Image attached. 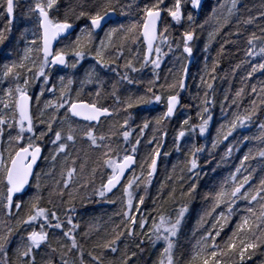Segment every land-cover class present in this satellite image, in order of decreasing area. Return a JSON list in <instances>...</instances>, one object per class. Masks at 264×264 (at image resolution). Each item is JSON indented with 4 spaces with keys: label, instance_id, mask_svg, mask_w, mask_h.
<instances>
[{
    "label": "snow or ice",
    "instance_id": "1",
    "mask_svg": "<svg viewBox=\"0 0 264 264\" xmlns=\"http://www.w3.org/2000/svg\"><path fill=\"white\" fill-rule=\"evenodd\" d=\"M237 2L238 0H231V7L227 9V15L223 17L216 16L213 10L212 18L216 20L217 27L209 33L205 51L223 28L231 22L230 17L235 14ZM186 3L190 4L191 10L196 11L202 6V0H173L170 6L165 0H154L151 3H144L142 7L136 3V0L132 3H126L123 0H77L76 4L69 5L64 10L63 18H61L59 16L60 0H26L22 15L33 25L31 38L28 35L29 30L25 28L20 37L25 42L23 56L18 61L12 60L0 65L3 69L0 72V92H2L0 95V142L7 136L8 145L0 150V209L3 210L4 216H16L15 227L10 226L7 221L0 226V264H37L38 252L44 247L47 251L41 257L40 264H55V259L50 253L58 254L60 264H76L74 257L79 258V264H86L83 259V245L77 238L80 225L73 219L76 202L79 200L83 205L94 195L99 198L97 202L115 204L117 200L109 198L108 194L112 193L117 186H121L122 189L120 198L122 207L117 213L121 220L114 225L111 232H105L104 236L96 241L93 250L87 253L90 257L87 264H113L111 260L106 259V254L118 252V242L124 236L134 240L138 236L141 237L139 243H135V247L141 252L144 250L141 247L144 244L143 237H147L153 246L162 241L163 248L159 252L157 264H177L176 248L186 213L189 211V201L195 199L198 194L197 183L195 181L189 183L186 189L181 185L180 197L183 202L175 209L174 216L158 212L156 217H152V223L149 226L147 217L136 216L132 212L135 209L139 213L140 206L145 203V196L137 197L134 189L143 187L147 192L151 178L157 173L159 158L169 155L168 152L161 150L168 135L165 122L170 121L177 114L181 106V92L188 87L186 78L189 67L188 63H183L177 78L168 82L166 77L165 83L159 85V88L167 92V95L156 90L159 79L156 69L160 68L161 57L167 54L163 52V46L166 45L170 52L182 48V54H186L188 58L193 56L192 42L196 39L195 13L185 12ZM20 7L19 0H0V17L6 20L4 27L0 28V46H4L5 41L9 39L17 18V9ZM134 7L141 13L138 20L125 24L112 19L117 8L120 10L119 14L123 16L130 15ZM164 12L176 25L187 20L188 27L181 32L179 38L171 36V25L164 20L162 16ZM73 18L87 21L74 38ZM259 18L264 19V12ZM253 19L255 18H248L243 23L251 24ZM109 21L112 23L105 30L104 25L109 24ZM161 22L164 24L163 30L160 27ZM198 26L204 27L203 24ZM98 30L104 31V37L100 38L99 43L96 44L94 41ZM227 35H241L238 25L236 32H230ZM173 39L176 41L175 49L172 47ZM256 41H260V44L257 45ZM229 43H235V41L226 38L220 45L218 57L225 54V45ZM131 45H138V47L131 57L126 58L124 50L127 48L132 53ZM139 45H143L142 59H138ZM247 45L249 47L246 49V56L264 59V35L257 36L252 33L247 39ZM32 53L36 54L35 57ZM8 55H11L10 51ZM86 58L93 60L94 64L85 70L80 83L82 86L97 85L94 95L90 92L91 98L87 100L81 98L83 87L76 90L72 88L74 80L71 76H60L58 84L53 83L51 79L57 67L75 71ZM121 59L124 60L123 64L119 63ZM177 59L179 60L180 57ZM134 60L139 63V67H136ZM149 65L153 69L155 79L148 81L149 86L145 92L151 95H127L121 100L118 85L124 82L128 85L139 84L141 81L130 73L140 72ZM218 67L217 58H213L211 70L205 64L203 74L200 75V82L196 85L198 89L204 90L202 96H197L199 123H190L191 117L181 121L174 136L177 151H181L182 140L188 133L195 137L198 130L200 137H206L209 132L210 123L213 120L210 106L215 104L213 82L217 78L215 71ZM239 67V64L236 65V68ZM120 69H123V72ZM257 71H264V62L253 64L245 79L251 78ZM107 72L116 73L119 76V81L111 84L112 91L106 93L114 98L115 108L101 104V97L105 92L103 89L105 81L102 76ZM37 82H39V93L34 95L30 89L35 87ZM244 92L245 89L241 87L227 105V109L235 108V111L231 112L230 119L225 105L221 104V111L225 112V123L220 124L216 129L210 148L191 144L187 153L186 170L193 173L197 179L199 178V173L196 172L199 168V153L207 151L211 156L230 137H234L236 144H244L250 140L264 144V121L258 122L259 135L249 136L243 131L253 123L259 112L264 111V87H260L259 91L255 85L251 87L250 95L254 94L256 98L250 101L248 107L242 106L239 102ZM46 93L51 94L52 98H45ZM165 100L166 109L155 117L153 135L146 141L147 145L153 147L147 148L143 160L139 161L140 170L137 173L134 166L138 164L139 146L145 130L153 124V121L148 118L143 119L142 125L139 126V135L133 142L131 139L133 129L130 125L132 114L129 110L141 105L160 104ZM225 100H228L227 96ZM34 106L37 109L36 113L33 112ZM121 111L128 113L122 122L116 121L110 124L107 133H96V128L103 123L102 117H112ZM57 122L59 127H56ZM49 134H52L49 143L53 147L50 149L49 157L44 159L51 161V167L43 175L51 176L58 158H61L60 179L54 181L49 196L59 198V203L65 206L63 216L55 210L52 199H49L48 203L54 205L53 209L41 206L43 200L41 173L34 170L37 162L42 158L43 142ZM234 134L237 135L234 136ZM78 137L87 144V149H82L84 151L82 159L79 155L81 150H77L75 156L69 152V147L75 146ZM234 147L232 143L227 145L221 155V161L230 158ZM91 153L97 154L92 161L94 166L88 174L90 178H84L83 183L73 187L78 160H80V174L84 176L89 160L92 159ZM257 157L264 161V148H259L255 155L251 150L244 154L239 166L230 173L229 178L205 195L204 198L210 200L211 205L200 216L198 226L203 228L205 224L210 223V227L204 228L186 264H247V261L252 260L256 255L257 250L264 248V177L255 187L246 188L253 179L255 169L249 171L245 168V162ZM218 167H220L219 163ZM242 169L247 174L241 178ZM215 170L214 168L212 171ZM98 171L101 172L102 178L100 185L95 187ZM128 172H131V175L126 177ZM104 176L107 177L106 180L103 179ZM33 177H35V184L32 183ZM168 179L172 177L169 176ZM179 179L183 181L185 177L181 175ZM90 185L93 186L92 192L85 191L81 194L80 189L87 190ZM32 187L36 189L35 193H29L28 189ZM65 195L68 197L67 200H64ZM25 197H28L27 209H25ZM168 198L175 202V186L168 193ZM134 199H137L135 204ZM239 201L246 202L247 206L242 210L246 214L240 216L231 235L218 240L232 216L237 212ZM254 202L258 204V210ZM217 209L220 211L217 212ZM22 211L24 215L20 216ZM36 224H39L38 229L33 226ZM146 227L147 231H145ZM98 231L95 225L90 224L88 230L82 235L91 238V234ZM17 233H19V243L15 248V260L10 262L9 245L12 243V237ZM58 233H62V238ZM51 240H55L57 246H52ZM136 256L137 253L129 252L128 246L125 245L119 264H130V262L135 264L133 258Z\"/></svg>",
    "mask_w": 264,
    "mask_h": 264
},
{
    "label": "trees",
    "instance_id": "2",
    "mask_svg": "<svg viewBox=\"0 0 264 264\" xmlns=\"http://www.w3.org/2000/svg\"><path fill=\"white\" fill-rule=\"evenodd\" d=\"M21 7L17 9L16 13V21L14 22L12 32L9 34V39L5 41L4 46H0V65L5 62H10L11 59L15 58L16 51L20 49L22 39L21 34L24 32L25 28H28L30 25L32 26L31 21L26 20L22 12L24 11V6L26 0H19ZM126 3H132L133 0H123ZM154 0H136V3L143 6L144 3H151ZM167 5H171L173 0H165ZM77 3V0H60V13L59 16L63 18V13L69 5H74ZM223 6V7H222ZM185 12L193 11L195 13V31H196V39L192 42L193 45V56L188 58L186 54H182L181 49H175V39L172 40V47L175 49L170 52L168 47L163 46L162 50L166 55L161 57L160 68L156 69L158 73L159 79L157 80V91L163 92L162 89L159 88V85L165 83V78L167 77L168 82H172L173 79L177 78L179 74V70L183 63H188L189 74L186 78L187 89L181 92V106L179 107L177 114L170 120L165 122V128L168 133L165 141L163 142L162 152H168V156H161L158 160V170L157 173L151 178V184L149 185L147 192L144 191L143 187L140 189H134L137 194L145 196V203L140 206V212L137 213L135 209H133L132 214L136 216H145L148 218V225L150 226L152 223V217H156L158 212H164L167 215H175V209L180 206L183 202V199L180 197L181 185L186 189L188 184L195 181L198 186V194L195 199L189 201V211L186 213V219L184 221L182 231L179 237V244L176 248V259L177 264H186V260L191 254V251L196 244V241L200 238L201 233L204 231V228L210 227L209 224H205L203 228L198 226V221L200 216L210 208L211 201L206 200L204 197L206 194H209L213 189L217 188L221 182L225 179L229 178L230 173L235 171V168L239 166L240 160L243 158L244 154L248 153L250 150L253 155L256 154L259 148H264V144H260L259 141L250 140L244 144H236V140L234 137H230L228 141L222 143L215 152L210 156L207 151L198 154V164L199 168L196 172L199 173V178L197 179L193 173H189L186 170V159L187 153L191 147V144H195L196 146L204 145L205 148L211 147V141L215 136L216 129L220 126V124L225 123V112L221 111V104L223 103L226 107L228 118H231V112L235 111V108L227 109V105L231 102V99L235 97L236 91H238L241 87L245 89L243 96L240 98V103L244 107L250 106V101L256 98L251 93V87L255 85L257 90L259 91L260 87H264V71H257L253 73L251 78L245 79L247 73L251 71L252 65L260 62H264V59L260 57H248L246 56V49L249 47L247 45V39L252 33H255L257 36L264 35L262 32V28H264V19L259 18L260 14L264 12V0H238L237 8L235 14L230 17V23L223 28L221 33L216 36L215 40L208 47V50L205 51V45L208 43L209 33L217 27L216 20L212 18L213 10H215L216 16L223 17L227 15V9L231 7V0H203L201 8L196 10H191L190 4H185ZM119 8H117L115 21H120L125 24L129 23V21L138 20L141 13L136 10L134 7L131 10L130 15L119 14ZM56 14V13H54ZM248 18H255L251 24H244L243 21ZM164 20L170 23L171 25V36L174 38H179L181 32L188 27V22L185 19L182 24L176 25L171 22V18L167 16V13L164 12ZM6 20L0 17V28L4 27ZM87 23L86 20H75L73 18V24H77L79 28L74 32L73 38L75 34L79 32L81 28L85 26ZM112 23V22H111ZM111 23L105 28V30L111 25ZM203 24L204 27L201 28L198 25ZM237 25L239 27V31L241 35H231L227 34L230 32H236ZM163 22L161 23V30H163ZM103 31V30H102ZM96 34L95 43L98 44V35L101 32ZM228 38L235 43H229L225 45V54L221 57L217 56L218 50L220 48L221 43ZM257 45L260 44V41L255 42ZM138 45H131L133 52L130 53L126 48L124 50V56L131 57ZM140 55L138 59H142L143 56V45H139ZM258 51V48L256 49ZM11 52V55H8V52ZM177 57H180L178 60ZM213 58H217L219 60V67L216 68L215 75L216 80L214 83V99L215 104L211 105V113L213 115V120L210 123L209 132L206 134V137H200L198 130L195 137L188 133V135L182 140L181 143V151L176 150V146L174 143V136L176 131L179 129L180 123L183 119L187 117H191L190 123H199L197 117V104L199 103L197 96L203 95V89L197 88L196 85L200 82V75L203 74V69L205 68V64L209 70L212 68ZM120 64L124 63V60L121 59L119 61ZM136 67H139V63L134 60ZM94 61L91 59H85L81 62V65L78 66V69L75 71H70L71 69H58L52 73V82L58 84L59 75L64 74L66 77L71 76L74 80L72 88L74 90L83 87L82 99H90L89 93L95 92L96 84L89 85H81V79L84 77V72L89 66L93 65ZM240 65L239 68H236V65ZM3 69L0 67V72ZM123 72V69H120ZM69 73V75H67ZM134 78L139 79L141 82L139 84L128 85L126 82L118 85L119 94L121 100L125 99L127 95H151L150 93H146L145 89L149 86L148 81L155 79L153 77V69L151 65L144 68L142 71L137 73H130ZM102 78L105 83L103 85V89L105 92L101 97V104L106 107L115 108L114 98L106 93H110L112 91L111 84L119 81V76L116 73L107 72L104 73ZM207 79V76L205 77ZM50 86V85H49ZM166 96L167 92H163ZM49 95V97H48ZM73 95H75V91H73ZM45 98H52L51 94L46 93ZM225 96L228 97V100H225ZM184 105H189V107H184ZM166 109V100L160 104L152 103L149 105H141L136 108L130 109L129 113L132 114V120L130 121L131 128L133 129L131 139L133 142L135 138L139 135V126L142 125L143 119L148 118L153 121V124L145 130V135L141 140V144L139 146V152L137 155L138 164L135 166V170L139 172V161H142L147 148L153 147L152 145H147L146 141L150 139L153 135V127L154 119L157 115L162 113ZM35 113V110H33ZM63 112V110H61ZM128 115L123 111L119 112L118 115H113L112 117L103 118V123L100 124L96 128V133H107L109 131L110 124L115 123L116 121H123L124 117ZM264 121V111L258 113L257 118L254 119L253 123L249 125L247 129L243 131L245 134L249 136L259 135V127L258 122ZM43 127V126H41ZM56 127H59V122H57ZM159 135V133H157ZM237 134H234L236 136ZM50 138H52V134H49L48 137H45L43 142V156L39 163V166L36 170L37 173H41V194L43 195V200L41 201V206L46 207L48 209H53V204H49L48 200L52 199L55 204V210H57L63 216L64 205L59 203V198L50 197L49 192L53 186L55 180L60 179V159L58 158L55 168L52 169V175L47 176L43 175V173L48 172L51 167V161L45 160L44 157H49L50 149H52V145L49 143ZM7 136L4 137L3 141L0 142V150H3L6 142ZM122 140V137L120 138ZM4 143V144H3ZM229 143L235 145L233 152L229 159L226 161H221V155L226 150V147ZM82 149H87L86 142L82 141L79 137L77 138V142L75 146L69 147V152L75 156L77 150H81L79 155L81 159L84 157V151ZM97 153H91L92 159L89 160L88 166L85 169L84 176H81L79 164L80 160L77 162V175L73 178V187H78L80 183H83L84 178L88 177V174L91 171L93 165V160L95 159ZM63 155V154H61ZM210 161V162H209ZM220 164V167L217 168V164ZM215 171H212L213 169ZM245 168L252 171L255 169L253 173V179L250 181V185H246V188L249 186L255 187L258 185L259 180L264 177V161H261L259 157L256 159H250L245 162ZM183 170V171H182ZM131 175V172L128 176ZM183 175L185 179L181 181L179 177ZM171 176L172 179H168ZM101 172L98 171L95 177V187H98L101 182ZM104 180L107 179L106 176L103 177ZM126 181V178H125ZM35 177L32 179V183L35 184ZM230 182V181H229ZM163 186V187H162ZM173 186H175V194L176 200L173 202L168 198V193L173 190ZM93 186L90 185L87 190L81 188V194H84L85 191L88 193L92 192ZM29 193H35L36 189L34 187L28 189ZM111 199H116L117 203H104L97 202L99 200L96 196H91L90 201H85L82 205L79 200L76 202V212L73 213L74 222L79 223L80 227L77 230V238L79 242L83 245L84 250V261L87 262L90 260V257L87 255L89 251L93 250L94 244L96 241L103 237L105 232H111V229L115 224H118L121 220V217L117 215L120 211L122 205L120 202V198L122 197V189L121 186L110 196ZM68 197L65 195L64 200H67ZM155 201V202H154ZM133 203H137V199H134ZM246 202L239 201L238 202V210L232 216L228 226L221 233V237L218 240H222L227 236L231 235L232 230L235 228L236 222L239 220L240 216L244 213L242 210L246 207ZM254 206L258 210V204ZM28 207V197H25V209ZM220 209H217L219 212ZM24 212L20 213V216H23ZM7 221L8 224L12 227L16 226V216L7 217L3 215V210L0 209V226ZM95 225L99 231L93 232L91 234V238H86L82 234L88 230L89 225ZM37 229L39 228V224L33 225ZM67 227V225L65 226ZM148 228H145L147 231ZM137 231L139 232V228L137 227ZM58 235L62 238V233H58ZM141 237H136L135 240L133 238L124 236L121 237V240L118 242L119 251L116 253L108 252L106 254V259L111 260L113 264H119L120 258L123 256L125 251V245L128 246V251H135L137 256L134 257L135 264H157L159 259V252L163 248V242H157L155 246L152 245L151 241L148 240L147 237H143L144 244L141 247L144 249L141 252L138 248L135 247V243H139ZM19 243V233L15 234L12 237V243L9 245V259L10 262L15 260V248ZM50 243L52 246H57L55 240H51ZM70 243V242H69ZM47 251V248H42L41 251L38 252L37 255V264H40L41 257H43L44 252ZM99 251L98 249L96 250ZM50 255L55 259V264H60V260L57 253H50ZM76 264H79V258H75ZM132 264V262H130ZM247 264H264V248L257 250L256 255L253 256L252 260H248Z\"/></svg>",
    "mask_w": 264,
    "mask_h": 264
},
{
    "label": "rangeland",
    "instance_id": "3",
    "mask_svg": "<svg viewBox=\"0 0 264 264\" xmlns=\"http://www.w3.org/2000/svg\"><path fill=\"white\" fill-rule=\"evenodd\" d=\"M202 2H203V0H202ZM32 27H33V25L31 26H29L27 29L29 30L28 31V35H29V37L31 38V29H32ZM104 37V31H102L101 32V34H99L98 35V40H100V38H103ZM24 47H25V42H24V40H22V42H21V47H20V49H18L17 51H16V54H15V58H13V59H11L10 61H12V60H16V61H18L19 59H20V57H22L23 56V50H24ZM35 53H32V56L33 57H35ZM69 59L71 60V57H69ZM27 63V62H26ZM70 71H72V69L70 70ZM67 75H69V73H67ZM59 76H65L64 74H61V75H59ZM80 87H81V84L79 85ZM30 91L35 95V94H38L39 93V82H37V84H36V86L35 87H33V88H31L30 89ZM0 95H2V92H0ZM45 97H47L46 96V94H45ZM48 97H49V95H48ZM42 106V105H41ZM33 110H35V113L37 112V109L35 108V106L33 107ZM4 144V143H3ZM5 146L4 147H2L3 149L4 148H6L8 145H7V139H6V142H5V144H4ZM250 171V170H249ZM247 173L246 172H244V170L242 169V171H241V174H240V176H241V178H242V176L243 175H246Z\"/></svg>",
    "mask_w": 264,
    "mask_h": 264
},
{
    "label": "water",
    "instance_id": "4",
    "mask_svg": "<svg viewBox=\"0 0 264 264\" xmlns=\"http://www.w3.org/2000/svg\"><path fill=\"white\" fill-rule=\"evenodd\" d=\"M162 16L164 17V13H162ZM115 18H116V13L113 15V17H112V19L113 20H115ZM112 21H109V24L111 23ZM162 23V22H161ZM109 24H105L104 25V29L109 25ZM161 26V25H160ZM79 28V26L77 25V24H74V28H73V30H72V32H73V34H74V32L75 31H77V29ZM100 31H102V30H98V32H100ZM97 32V33H98ZM58 69H63V68H61V67H57ZM103 118H105V117H102L101 118V120L103 119ZM42 156H43V151H42ZM42 159V158H41ZM41 159L37 162V165L35 166V172H36V170H37V168H38V166H39V163H40V161H41ZM135 167V166H134ZM130 172H128V173H126V177L128 176V174H129ZM33 179V178H32ZM120 186H117V188L116 189H113V192L112 193H109L108 194V196H110V195H112L118 188H119Z\"/></svg>",
    "mask_w": 264,
    "mask_h": 264
}]
</instances>
